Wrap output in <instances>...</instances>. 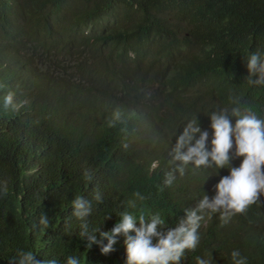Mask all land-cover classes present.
<instances>
[{
  "label": "trees",
  "instance_id": "1",
  "mask_svg": "<svg viewBox=\"0 0 264 264\" xmlns=\"http://www.w3.org/2000/svg\"><path fill=\"white\" fill-rule=\"evenodd\" d=\"M104 20L110 30L92 35ZM257 52L264 60V0H0V264L21 251L57 264H126L123 234L105 254L108 241L89 248L81 225L100 240L124 212L137 227L158 214L167 231L204 194L212 199L229 169L190 162L166 186L170 153L196 119L210 145L220 109L264 120V85L246 79ZM9 92L27 103L5 107ZM76 197L91 202L85 220L73 216ZM198 235L178 264H234V250L264 264V194L227 222L206 212Z\"/></svg>",
  "mask_w": 264,
  "mask_h": 264
},
{
  "label": "clouds",
  "instance_id": "2",
  "mask_svg": "<svg viewBox=\"0 0 264 264\" xmlns=\"http://www.w3.org/2000/svg\"><path fill=\"white\" fill-rule=\"evenodd\" d=\"M109 30L107 21L104 20L92 35ZM246 65L248 84L264 85V60H261L260 53L251 54ZM233 102L239 105L238 99ZM24 103L27 101L14 103V93L11 92L5 97V107H11L14 111ZM233 118L234 125L231 122ZM210 121L213 133L210 145L209 133L198 126V119L188 122L183 128L170 153L172 159L169 163L174 167L165 173L164 183L166 186L172 185L176 178L174 173L178 171L183 175L185 166L190 162L197 168L203 166L215 167L219 170L229 169V175L221 177L216 185V195L209 199L204 194L197 206L193 209H185V218L181 219L176 227L168 228L167 231L162 230L165 222L158 214L152 216L150 222L141 215L137 227V218L124 212L112 230L101 232L100 240H97L96 234L88 233L85 222L81 225L80 234L87 237L89 248L93 244L100 245L103 240H107L108 244L101 247L102 253L107 254L112 250L114 238L123 234L126 264H178L186 250L196 249L199 243L198 229L206 212H220L221 220L227 222L228 218L243 214L259 200L264 194V120L258 119L251 109L235 106L230 111L228 108H223L213 112ZM123 146L128 147L127 144ZM237 158H243L239 167H230V162ZM157 164L158 162H154L152 169H155ZM216 175H219V172ZM85 177L91 178L87 172ZM3 192L7 194L6 181ZM134 196L144 199L139 192L134 193ZM94 198L98 202L101 201L98 191L95 192ZM129 204L135 207L134 201H130ZM73 209V216L85 220L92 212V205L90 201L76 197L73 201ZM49 223L50 217L46 213L41 214L39 224L48 227ZM36 257L31 251H21L11 264H57L55 259L38 261ZM231 257L234 264H246V258H242L238 250H234ZM66 264H79V261L76 257H68ZM197 264H212V259L197 257Z\"/></svg>",
  "mask_w": 264,
  "mask_h": 264
}]
</instances>
